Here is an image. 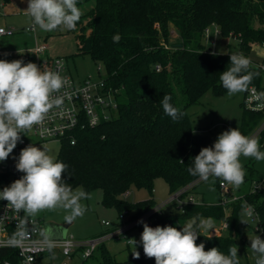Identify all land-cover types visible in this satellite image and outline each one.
<instances>
[{"label":"trees","instance_id":"trees-1","mask_svg":"<svg viewBox=\"0 0 264 264\" xmlns=\"http://www.w3.org/2000/svg\"><path fill=\"white\" fill-rule=\"evenodd\" d=\"M90 1L94 4L76 24L79 47L104 66L105 79L116 93L117 114L94 127L78 130L75 144L68 139L62 141L57 160L67 165L63 176L72 188L82 186L88 195L101 189L105 207L116 208L119 214L128 211V220H133L157 201L153 197L130 201L132 187L146 188L154 194L156 179L163 178L170 193L178 190L198 178L187 170L193 166L192 158L202 148L213 146L218 138L214 133L197 131L188 111L208 91L216 96L228 93L219 77L233 53L208 47L206 29L217 26L220 36L237 38V53L254 59L253 45L264 43V0H77V6ZM173 31H177L179 40L171 43ZM117 33L121 40L115 43L112 37ZM249 71L259 73L250 85L262 86L261 68L251 63ZM165 94L185 113L178 121L163 111L160 101ZM263 117L262 112L245 108L241 133L249 136ZM263 144L259 139L260 150ZM251 163L246 164L250 172L254 170ZM244 178L247 180V175ZM246 201L254 206L264 227V186L256 192L248 191L245 200L234 201L226 209L218 202L206 201L185 204L175 212L164 213L163 209L148 225L179 230L198 214L225 219L228 228L221 235L209 239L208 232L202 231L196 243H203L206 251L217 247L227 255L237 240L246 249L240 225ZM97 249L101 256L98 264H155L154 258L144 255L143 247L138 250L139 259L131 252L124 261L116 259L104 243ZM238 256L239 264H250L248 256L247 262L240 258L239 251Z\"/></svg>","mask_w":264,"mask_h":264},{"label":"clouds","instance_id":"clouds-1","mask_svg":"<svg viewBox=\"0 0 264 264\" xmlns=\"http://www.w3.org/2000/svg\"><path fill=\"white\" fill-rule=\"evenodd\" d=\"M24 12L31 18L33 28L45 32L74 30L82 15L77 0H28ZM112 39L118 43L121 35L117 33ZM250 64L243 53L230 55V64L219 77L229 95L248 90L253 78L259 76L258 72L249 71ZM65 83V78L57 71H42L35 63L23 60L0 59V161H5L13 152L21 133L42 124L51 109L63 104V97L53 94ZM171 99L165 94L160 103L164 113L175 122L185 113L173 106ZM256 99L264 100V92L258 93ZM241 156L264 161L258 139L232 128L220 134L213 146L202 148L187 170L205 182L213 177L239 187L245 177ZM16 169L24 175L0 191V200L7 201L18 213L36 215L46 209L60 208L68 213L65 220L70 224L87 211L81 201L90 198L88 193L82 189L74 191L64 180L67 165L44 149L34 145L23 148ZM244 215L254 216L251 206L244 207ZM241 222L247 224V221ZM140 223L143 224L140 243L144 255L154 258L155 264H239L237 245L231 246L226 255L217 247L206 251L203 243H196L202 231L208 232L207 238H211L210 230H214L215 225L212 217L198 214L179 230L172 226L153 228L142 220ZM250 241L255 264H264V239L255 235ZM129 242L135 249L137 241L133 238ZM51 247L49 244V249ZM133 256L139 259L140 253L135 250Z\"/></svg>","mask_w":264,"mask_h":264},{"label":"built area","instance_id":"built-area-1","mask_svg":"<svg viewBox=\"0 0 264 264\" xmlns=\"http://www.w3.org/2000/svg\"><path fill=\"white\" fill-rule=\"evenodd\" d=\"M30 29L34 28L31 26ZM14 32V28L9 30L0 28V36ZM219 34L220 31L217 28L215 35L212 36L215 39H211L210 27L206 29V40H211L213 51L216 45V36ZM49 48L48 43H40L30 51L22 53L17 60L35 63L42 71L59 72L65 78L66 83L59 92L53 95L63 97V104L51 109L42 124L34 125L30 130L20 134L21 140L9 155L13 162L0 161V191L24 175L16 169V163L23 148L55 139L61 141L68 139L72 144H75L78 130L88 126L94 127L103 120L112 118L110 110L118 109L115 90L108 85L106 76H101V64H98L99 75L97 78L90 75L84 80L78 81L70 72L66 59L61 56L51 57ZM253 49L257 52L256 54H259L261 60L250 59V61L260 67L264 75V43L253 45ZM160 68L158 65L157 69ZM260 92H264V80L262 86L255 84L249 86L243 97V102L247 110L264 114V100L256 99ZM249 137L264 141V117ZM202 181L199 177L194 179L170 193L166 200L157 203L136 219L128 220V211L119 214L122 221L119 226L91 238H78L69 232L65 237H60V231L58 233L51 232L48 228L49 225L45 228L43 219L25 216L22 211L18 213L7 201L0 200V264H44L42 263L43 259L52 260L56 255L69 259L80 257L84 261L91 257L106 240L126 235L130 229L141 224V220L150 224L154 215L165 207L174 205L183 209L185 204L200 202L195 198L193 190ZM262 186V181L255 180L251 192H256ZM219 189L222 197L218 203L224 209L234 201L245 200V194L239 195L232 192L229 184L222 180L219 183ZM246 205L251 206L254 210V216L250 219L257 220L255 226V231L259 233L257 236L264 239V227L260 215L252 204L246 201ZM220 222L221 224L214 225V230H210L211 235H221L228 228L227 220L223 219ZM105 224L110 225L111 222L105 221ZM49 244L52 245L51 249H49ZM51 251L53 252L52 256L46 255Z\"/></svg>","mask_w":264,"mask_h":264},{"label":"rangeland","instance_id":"rangeland-1","mask_svg":"<svg viewBox=\"0 0 264 264\" xmlns=\"http://www.w3.org/2000/svg\"><path fill=\"white\" fill-rule=\"evenodd\" d=\"M94 4V1H90L86 4L79 6L82 15L85 14ZM28 8V0H0V28L15 29L12 34H4L0 36V59L13 61L17 60L19 56L26 53L36 47L40 43H48L49 55L51 57L61 56L66 59L70 72L76 79H83L88 76L98 77V63L88 54L82 52L79 47V31L78 29L67 30L57 29L52 32H45L39 28L30 29L32 26L31 18L24 12ZM172 29H174L172 27ZM217 26H211V39L215 35ZM179 40L177 31H173L170 42L174 43ZM208 47H211V40L206 42ZM239 50V40L232 37L216 36L215 52L219 53H237ZM260 50V48H258ZM257 53V52H256ZM255 60L260 61L259 54L254 56ZM102 65V64H101ZM101 76H106V70L102 65ZM244 92L229 95L228 93L223 96H216L212 91H208L201 99V101L191 106L188 111L191 114L193 123L197 131L201 133H214L216 135L222 134L224 131L238 128L241 132L243 111L245 109L243 105ZM110 113L115 116L117 110H110ZM255 130V129H254ZM253 130V131H254ZM252 131V132H253ZM259 141V139H258ZM62 146V141L59 139L49 140L43 143H39L36 147L44 149L49 155L57 159ZM261 151H264V144L261 147ZM241 163L245 170V175L248 179L244 178V182L236 187L229 184L232 192L236 194H245L253 189L255 179H260L264 186V161H257L252 157H240ZM254 161L251 163V161ZM4 162L11 163L13 159L8 157ZM251 163L254 170L251 172L246 167V164ZM252 178V179H251ZM214 181V182H213ZM155 192H151L146 188L132 187L128 194V199L132 202H138L153 197L157 203H161L170 196V189L168 183L163 178H158L155 181ZM83 189L82 186L72 188ZM195 198L200 201L206 202H219L222 194L218 186V178L210 177L209 181H202L193 190ZM103 192L101 189H95L89 194V199L82 200L81 203L87 208V211L82 217L76 218L70 223L68 232L72 233L78 238H91L98 236L107 231L108 225L105 221H109L114 225L121 221L119 218V212L116 208L105 207L102 204ZM179 208L174 205H170L164 208V213L169 211L175 212ZM28 217H35L43 219L45 228L50 222L57 224L68 223L65 220V216L68 214L65 210L57 208L52 210H43L36 215H26ZM215 224H221L220 220L214 219ZM241 221H247L242 223ZM186 224V223H185ZM184 224V225H185ZM257 220L254 221L242 213L240 219V225L245 233L247 240L246 249L242 242L237 240L238 251L240 258L247 262V256L250 264H255L256 256L253 254L250 246V239L259 233L255 231ZM183 225V226H184ZM182 226V227H183ZM181 227V228H182ZM143 232V224L130 229L126 235L119 238H111L104 242L107 249L120 261L127 260L130 257L131 252L138 251L143 246L140 243L141 234ZM135 239L137 244L134 246L129 242L130 239ZM247 253H246V252ZM100 250L97 249L94 254L86 260H82L80 257L61 258L56 255L52 260L43 259L44 264H98L100 261Z\"/></svg>","mask_w":264,"mask_h":264},{"label":"water","instance_id":"water-1","mask_svg":"<svg viewBox=\"0 0 264 264\" xmlns=\"http://www.w3.org/2000/svg\"><path fill=\"white\" fill-rule=\"evenodd\" d=\"M69 223H64V224H57L54 222H50L48 228H56L60 231V237H65L67 232H68V228H69Z\"/></svg>","mask_w":264,"mask_h":264},{"label":"crops","instance_id":"crops-1","mask_svg":"<svg viewBox=\"0 0 264 264\" xmlns=\"http://www.w3.org/2000/svg\"><path fill=\"white\" fill-rule=\"evenodd\" d=\"M84 79H85V78H83V79H79V78H78L77 80H78V81H82V80H84ZM121 223H122V221H120V222H118V223H115L114 225H112V223H111L110 225H108V227H109V226H110V227L107 228V231H110L111 229L116 228V227L119 226ZM215 225H217V224H215ZM107 231H106V232H107Z\"/></svg>","mask_w":264,"mask_h":264},{"label":"flooded vegetation","instance_id":"flooded-vegetation-1","mask_svg":"<svg viewBox=\"0 0 264 264\" xmlns=\"http://www.w3.org/2000/svg\"><path fill=\"white\" fill-rule=\"evenodd\" d=\"M50 230H51V232H53V233H58V232H59V230L56 229V228H51Z\"/></svg>","mask_w":264,"mask_h":264}]
</instances>
